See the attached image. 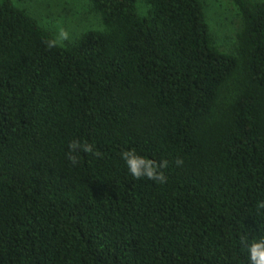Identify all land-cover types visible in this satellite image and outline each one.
<instances>
[{"label":"trees","instance_id":"16d2710c","mask_svg":"<svg viewBox=\"0 0 264 264\" xmlns=\"http://www.w3.org/2000/svg\"><path fill=\"white\" fill-rule=\"evenodd\" d=\"M27 1L0 0V264H249L264 0H231L235 53L214 45L202 0H89L102 28L53 48ZM74 140L99 155L73 165ZM131 149L167 160L166 183L134 178Z\"/></svg>","mask_w":264,"mask_h":264},{"label":"rangeland","instance_id":"374dc122","mask_svg":"<svg viewBox=\"0 0 264 264\" xmlns=\"http://www.w3.org/2000/svg\"><path fill=\"white\" fill-rule=\"evenodd\" d=\"M202 1L214 45L222 52L235 53L237 35L242 27L238 8L231 0ZM18 5L39 20L54 36L60 29L67 31L70 40L63 44L75 41L89 29L102 28L89 0H33L18 2ZM140 6L144 8L142 3Z\"/></svg>","mask_w":264,"mask_h":264},{"label":"clouds","instance_id":"9594fccd","mask_svg":"<svg viewBox=\"0 0 264 264\" xmlns=\"http://www.w3.org/2000/svg\"><path fill=\"white\" fill-rule=\"evenodd\" d=\"M70 40V35L67 31L60 29L55 38L46 41L47 47L53 48L59 44H63L65 41ZM71 154L69 159L72 164L78 163L79 153H89L92 155H99L95 150L94 145L88 142L81 143L79 140H74L68 145ZM121 160L127 167L128 172L136 179H147L159 184L166 183V176L163 169L168 167L167 160H161L156 162L155 160L146 156L140 155L135 149L125 150L120 154ZM178 165L182 161L176 162ZM264 207V204L261 205ZM248 244L247 251L249 253V264H264V236L254 238Z\"/></svg>","mask_w":264,"mask_h":264}]
</instances>
